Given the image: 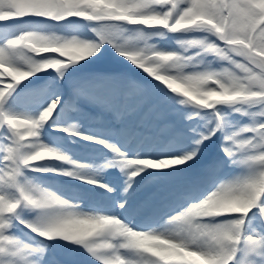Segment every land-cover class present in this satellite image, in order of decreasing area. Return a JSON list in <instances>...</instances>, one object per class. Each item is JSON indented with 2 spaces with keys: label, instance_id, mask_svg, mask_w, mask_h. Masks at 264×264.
Masks as SVG:
<instances>
[{
  "label": "snow or ice",
  "instance_id": "obj_1",
  "mask_svg": "<svg viewBox=\"0 0 264 264\" xmlns=\"http://www.w3.org/2000/svg\"><path fill=\"white\" fill-rule=\"evenodd\" d=\"M0 264H264V0H0Z\"/></svg>",
  "mask_w": 264,
  "mask_h": 264
},
{
  "label": "bare ground",
  "instance_id": "obj_2",
  "mask_svg": "<svg viewBox=\"0 0 264 264\" xmlns=\"http://www.w3.org/2000/svg\"><path fill=\"white\" fill-rule=\"evenodd\" d=\"M43 55H56V54L47 53V54H43ZM62 59H64V58L62 57Z\"/></svg>",
  "mask_w": 264,
  "mask_h": 264
},
{
  "label": "rangeland",
  "instance_id": "obj_3",
  "mask_svg": "<svg viewBox=\"0 0 264 264\" xmlns=\"http://www.w3.org/2000/svg\"><path fill=\"white\" fill-rule=\"evenodd\" d=\"M164 87H166V85H164Z\"/></svg>",
  "mask_w": 264,
  "mask_h": 264
}]
</instances>
